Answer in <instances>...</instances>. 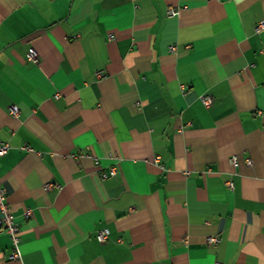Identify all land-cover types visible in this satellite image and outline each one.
Wrapping results in <instances>:
<instances>
[{"label": "crops", "instance_id": "crops-1", "mask_svg": "<svg viewBox=\"0 0 264 264\" xmlns=\"http://www.w3.org/2000/svg\"><path fill=\"white\" fill-rule=\"evenodd\" d=\"M0 138V264H264V0H0Z\"/></svg>", "mask_w": 264, "mask_h": 264}, {"label": "built area", "instance_id": "built-area-1", "mask_svg": "<svg viewBox=\"0 0 264 264\" xmlns=\"http://www.w3.org/2000/svg\"><path fill=\"white\" fill-rule=\"evenodd\" d=\"M176 12L177 11L174 8H172V7L168 9V13L169 14H175ZM173 48H174V46H171V49H173ZM30 57L32 59H34V60L38 59L37 53H36L35 49H33V48L30 51ZM97 74L101 75V72L98 71ZM203 99H204V102L206 104H210L213 101V98L211 96H206ZM12 112L15 113V114L18 113V107L17 106H13L12 107ZM9 147H10L9 143L4 141V140H2L0 138V157L7 153ZM232 159L233 160H237V156L232 157ZM247 162L251 163V159L248 158ZM115 171H116V169L112 168L110 170V173L111 174H115ZM0 208L4 212L3 217H0V228L2 230H4V231H7L13 237L14 244H15L14 251L11 254V257L12 258H19L22 255L21 249H20V246H19L20 227L16 223L14 215L10 212V209L8 207V204H7L6 192L4 191V188H3L2 184H1V182H0ZM108 234H109V231L107 229L101 230L98 233V239L100 241H104V240H106ZM211 240L213 242H217L218 241V239L216 237L211 238ZM216 264H224V263L221 262V261H218Z\"/></svg>", "mask_w": 264, "mask_h": 264}]
</instances>
